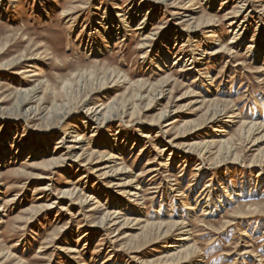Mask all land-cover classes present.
I'll list each match as a JSON object with an SVG mask.
<instances>
[{"label": "rangeland", "instance_id": "374dc122", "mask_svg": "<svg viewBox=\"0 0 264 264\" xmlns=\"http://www.w3.org/2000/svg\"><path fill=\"white\" fill-rule=\"evenodd\" d=\"M152 1L0 0V151L8 152L0 161V264H103L107 258V264H264V140L253 146L263 133L246 139L240 126L247 117L264 124L257 109L264 106V48L252 58L264 33V0H228L224 5L214 0L212 8L201 0L169 1L156 7L141 37L126 32L123 41L107 42L96 35L102 48L89 49L94 19L140 2L147 11ZM177 12L192 14L194 26L212 24L197 33L196 42L186 43ZM242 20L248 22L238 32ZM181 30L184 37L175 38ZM234 33L237 44H229ZM144 36L151 39L141 49ZM167 38L168 62L156 67L153 62ZM215 48L221 52L214 56ZM191 50L203 60L186 70L190 63L178 59L187 60ZM39 81L44 85L28 105L38 112L77 110L63 121H45L43 114L24 120L17 107L29 95L18 90ZM137 95L144 98L138 101ZM85 99L115 105L117 117L101 128L85 129L79 114ZM256 100L262 105L255 108ZM133 104L137 111L130 118ZM217 110L221 119L210 122ZM68 124L82 138L78 149L46 171L41 164L58 151L55 143ZM120 135L135 140L114 165H124L125 172L99 170L111 164L103 140ZM46 136L52 141L44 156L15 154L28 140L31 149L46 151ZM208 138L226 141L239 162H223L224 155H212L214 150L201 153L199 145ZM190 149L194 152L187 155ZM207 185L218 191L225 186L236 196L214 214L200 216L203 208L190 211L187 206L202 198ZM65 190L75 192V198ZM107 195L129 209H118L113 222L99 229L104 213L115 209ZM82 196L95 200L82 209ZM170 204L179 209L176 216L166 212ZM178 221L190 230L191 240L176 247L174 241L185 236ZM191 244L195 252L178 253ZM71 246L75 253L68 251Z\"/></svg>", "mask_w": 264, "mask_h": 264}, {"label": "bare ground", "instance_id": "6f19581e", "mask_svg": "<svg viewBox=\"0 0 264 264\" xmlns=\"http://www.w3.org/2000/svg\"><path fill=\"white\" fill-rule=\"evenodd\" d=\"M169 1H173V0H153L152 3L154 5L150 6L147 11L143 10L145 2H140L137 5H135V4L131 5L130 7H128L125 10L121 9V11H118L117 13H115L113 15H112V13H110V11H106L107 13L104 12V14L100 17V20L94 19L93 24H91L94 29L93 28H92L93 30L91 29L93 36L91 35L90 41H92V43H91V46L88 45L89 49L90 50H92V49L96 50V49L102 48L101 46L98 45V40L94 38V36H96V35H102L103 39L106 40L107 42L110 39L117 38V37H120L119 40L123 41L124 38L126 37V32H131V33H134L135 35H137L138 37H141L142 36L141 34L144 33V30H145L148 22L152 19V16H150V15L154 14L156 7L157 6H160V7L165 6L166 7L167 3ZM183 1L184 0H182V2ZM201 1H203L205 5H207L208 7H211V8L214 5V0H201ZM227 1L228 0H223L221 2V5L226 4ZM243 6H244V4H241V9H243ZM142 13H143V15H142ZM244 13H246V11H244ZM250 13H251V10L248 11L247 15H249ZM140 14L142 15V17L138 21V23H136L135 20L138 16H141ZM174 15L180 16L179 20L181 22L177 23V24H181V23L185 24L184 25L185 29L183 31H185V33H186L185 34V36L187 37V39L185 40L186 43L188 41L189 42H196V41H193L194 40L193 38L198 37L199 34H197V33L202 28H208V26H211V24H212L211 21L208 20L207 24L202 26V27H199L198 24L194 26L192 14H187V12H177ZM236 22L237 21L235 20L231 24H235ZM247 22L248 21H246V20H242L241 22H238V24H237V27L239 28L238 32L240 30H243V28L246 27L245 24ZM182 33H183L182 30L179 31V33H176L175 38L180 39V38H182V36L184 37V34H182ZM208 37L215 38L216 35H208ZM237 37H238V33H234V35L231 37V42L229 44H235L236 43L235 40L238 39ZM150 39L151 38L149 36H144L143 38H141L140 39V41H141L140 48L141 49L148 48V46H149L148 41ZM205 39H206V37H205ZM168 40H169V38H167L166 43H164L167 46L162 45L161 50L158 52L157 56L155 55L156 59L153 63L156 64V67L158 65L160 67H162V66L165 67L166 66L165 64L168 62V54H169L168 43H167ZM200 41H202V40H200ZM205 43H206V41H205ZM256 43H257L256 51H255L254 55L252 56V58H254V59H257L258 54L264 48V33L261 35V39H259ZM182 46H185L183 42H182ZM218 46H220V45H218ZM195 47H197V46H195ZM220 47H222V46H220ZM186 48H188V47H186ZM191 52H192L191 54L187 55V57H186L187 60H185V58L178 59L179 62H182L184 60L183 61L184 63L185 62L187 64L190 63V65H188L189 67L186 70H190L192 68V66H193V69H195L196 67L200 66L199 62H202V60H203L202 58L201 59L198 58V57L202 56L201 54H198L197 52H195L193 50H191ZM219 52H221V49L215 48L214 50L211 51V55L215 56ZM144 56L146 58V55H144ZM175 59H177V57H175L174 60ZM176 63H178V62H176ZM26 72H29V71H26ZM34 76L40 77L41 74L38 73L37 75H34ZM41 84L44 85V82L39 81L38 83H35L31 88L18 90V92L21 93L22 95H27V94L29 95V96H27V98L21 100L18 107H17L18 112L21 113L24 120H29V118L31 116L36 117V116H40L43 114L41 119H44L45 121L50 120L51 117H55L58 120L63 121L64 119H66L68 117V115L71 114V112H74L75 110H77L76 107L75 108L73 107L72 109L70 108L71 110H69L67 112H57L56 110H53V108H45L42 110V112H38V108L36 106L33 107V106L28 105V104H30V100L35 98V96L37 95V92L39 91ZM65 86L66 85L64 84L63 88H65ZM209 89H210V87L207 88V86L205 85L204 91L208 93ZM160 95H161V93H160ZM143 98H144V96L137 95L138 101L142 100ZM257 103L260 104L258 102V100H256V102H254L255 108L258 107ZM260 105H262V104H260ZM114 106L115 105H112V104L110 106L109 105H103V104L97 105L96 103H93L91 100L85 99L80 105L81 110L79 111V114H81L82 119H80L81 121L80 120L79 121L81 122V124L85 125V129H87V130H88V128H92L93 130L98 128V127L101 128V127H103L104 124L110 122L111 119H115L117 117L114 114L115 111L117 110V108H115ZM136 107H137V105L133 104L131 109H130V113L127 114V115H130V118H132V115H134L136 113V111H137ZM257 109H260L261 114H264V106L263 105L261 106V108H257ZM111 111H114V112H111ZM121 115H126V112L123 111ZM221 117H222V111L217 110V111L213 112L212 117L210 118L209 121L210 122H217L221 119ZM262 117L264 118V115ZM231 118H233V116H231ZM226 122L232 123V124L236 123V122H233L231 119H227ZM171 125H172V123L169 122V123H166L165 127L171 126ZM68 126H69V128L67 130H65L63 136H61L58 139V141L55 143L56 144L55 150H58V151H55L53 153V155L45 163L41 164L42 167H45L46 171H51L56 166H58L62 161L68 160V158L74 153V150L78 149L77 144L82 140V138L80 135L76 134V131H74L75 125L68 124ZM240 126L242 127V131H244V133L246 132V134H247L245 136L246 139L250 138L253 135H259V134L263 133L260 138L254 140L253 146H257L258 143H260L261 141L264 140V124L259 119L254 120V121H250V120H248V117H247L246 120H243L240 123ZM93 130H91V133ZM149 131H151V130H149ZM165 132H167V131H165ZM217 132H219L221 134V132H224V131L221 129ZM72 133H75V134H72ZM90 135H91V137L93 136L92 134H90ZM46 137L44 138V140H42L43 145L46 146V149H45L46 151H43V150L38 151V149L34 150L33 148L31 149V147H30L31 144L29 143L30 140H28L27 143L23 144L21 149H19L18 151L16 150L17 153H15V154L19 153L21 155H27V156H29L31 154L33 156H44V154L48 153L47 147H48L49 143L52 141V140L50 141L48 136H46ZM142 137L143 138H149L150 135L149 134H143ZM67 138H72V139L68 140ZM255 141H256V143H255ZM134 142H135V140L129 138L128 136L122 137L121 135L120 136H109V138L104 139L102 145L105 147V149L108 152L107 154L110 158L109 163H111V164H110V166L101 167L99 170H103L105 168L113 167V168H110L109 172H114V173L125 172L124 170L126 168L124 165L120 166L118 168H114V165H118V161L124 159V157L126 156V154L128 152L127 150L129 148H131L130 146H132V144H134ZM199 146H200V152L201 153H206V154L210 153V152L212 153L214 150L212 155H215V156L224 155L223 162H226V163H237V162H239V157L236 154H233L234 151L228 145V143L224 140H220V141L215 143V142H213L212 139L210 140L208 138V140L201 142V144ZM33 150H34V152H33ZM162 150L164 151L166 149L162 148ZM162 150H161V152H162ZM187 152H188L187 155H190V153L192 154V152H194V151H191V149H190V150H187ZM172 154H174V153H172ZM184 154L186 155V151ZM194 154H196V153H194ZM7 155H8V152L0 151V159H1L0 161H3ZM201 156H203V155H201ZM172 159H173V157L170 158V160H172ZM177 159H179V156H177ZM182 159H183L182 161L184 162L185 158L183 157ZM260 166H264V161L260 164ZM152 172H156V170L152 171ZM262 186H264V185H262ZM215 188L216 187H214L212 185H207L204 192L201 193L202 198L201 199L196 198L195 200H193V203L191 202L192 203L191 207L187 206V209L190 211H195L197 208L200 207V208L204 209L203 213L200 216H208V215L214 214L215 210L217 208L219 209L223 205L224 206L228 205V201L229 200L231 201L234 198V196H236L232 192H228L226 190L225 186H222V187L220 186L219 187L220 191L216 190ZM44 190H48L47 187H44ZM135 190H138V189H135ZM221 191H223V194ZM63 194L67 195L70 198H75V196H76V195H74L75 192H71L70 190H65ZM135 195H137V193H134V192L130 193V196H135ZM177 196L182 197L181 194L177 195ZM224 197L227 198V200ZM115 198L116 197L111 198L109 195L106 196L107 201H109V202L112 201V204L115 207V209H112L111 213H109V212L104 213L102 218L97 223L98 224L97 226L99 227V229H104L109 224V222H113L110 220V218L112 216H113V218H116L114 215L118 214V212H116L118 209L123 208L125 212H127V209H129V207L127 208L128 204L126 202L118 201V199H115ZM92 200H95L92 196L91 197L90 196H87V197L82 196V197H79V199H78V201L80 203V207L82 209L84 208V206L88 205ZM96 203H97V201H96ZM222 203H223V205H221ZM182 204L183 203H181V205ZM166 208H167L166 212L171 213L169 215V217L170 216H176V214H177L176 211L179 210V209L177 210L171 204L168 205ZM62 210H64V209H62ZM156 213L158 214L159 211H156ZM177 225H178V227H181L184 224L182 223V221H178ZM181 229H183V230H181L182 231L181 233L185 234V236L174 241L176 243L175 244L176 247L181 246V245H183V243L191 240L190 239V235H191L190 230L185 229V227H181ZM183 250H179L178 253L181 254V253L185 252L186 255H190L193 252H195V246L193 244H191V245L186 246ZM68 251L71 253H75L76 248L71 246L70 248H68ZM40 252H41V249H37V253H40ZM107 262H109L108 258L104 261L103 264H107ZM82 264H83V262H82Z\"/></svg>", "mask_w": 264, "mask_h": 264}]
</instances>
